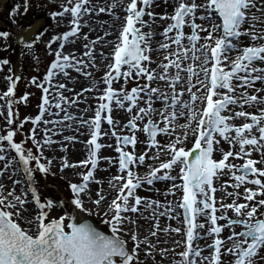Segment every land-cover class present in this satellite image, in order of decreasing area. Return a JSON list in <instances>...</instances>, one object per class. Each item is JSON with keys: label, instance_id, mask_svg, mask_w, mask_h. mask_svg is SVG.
<instances>
[{"label": "snow or ice", "instance_id": "6c2138e0", "mask_svg": "<svg viewBox=\"0 0 264 264\" xmlns=\"http://www.w3.org/2000/svg\"><path fill=\"white\" fill-rule=\"evenodd\" d=\"M163 2L173 10L159 14L168 23L157 31L155 0H111L100 7L92 0H61L60 10L48 15L53 20L68 19L69 28L46 43L53 59L42 78H29V84L41 90L37 114L25 115L15 126L19 113L14 108L21 102L26 106L30 93L14 97L21 77L8 68L6 91L0 93V109H7L4 134H0V176L11 180L12 187L6 189L0 183V264H143L141 245L153 261L159 254L161 264L163 260L168 264H264V0ZM29 3H15L9 17L20 13L21 7L27 13ZM95 11L107 12L111 22L107 30L101 22L102 35L90 39L81 29L88 27L84 18ZM42 35L33 39L27 34L21 43L31 49ZM9 36V31H0L4 48ZM81 38L85 43L79 55L63 51L67 42ZM53 41L58 43L55 49L50 47ZM153 52L163 53L159 62ZM97 56L101 62L108 61L102 77L91 79L71 99L64 96V91H74L67 87L77 78L73 71L85 79L92 77ZM5 65H10L9 59L0 58V68ZM58 75L66 83H54ZM121 80L119 88L113 87ZM129 81L137 83L129 89ZM88 92L97 101L94 108L87 105ZM77 103L87 106L79 114L71 113L69 108ZM122 110L129 114L123 130L112 116ZM89 111L93 112L90 117ZM26 121L32 129L15 142ZM104 122L113 130L106 131ZM73 125L76 133L88 130L83 145L87 158L78 163H69L66 155L68 145L74 146L78 139L64 134ZM38 128L42 135L38 136ZM53 133L62 139L54 140ZM138 133L146 134L145 141ZM102 137H112L114 142L102 144ZM27 140L35 151L25 146ZM221 141L230 146L228 150ZM137 143H146L143 152L135 151ZM54 144L65 153L59 161L61 172L90 164L79 182L67 184V197H50L35 182L36 173L55 175L53 157L45 155ZM105 147L113 148L116 155H102ZM253 152L259 153V159L252 158ZM156 161L158 166H153ZM101 162L106 165L104 171L117 169L107 180L108 188L105 179L94 174L101 170ZM140 168L146 169L144 174ZM226 175L231 183L221 182ZM155 182L168 184L163 203L137 192L145 185L152 191ZM91 183L98 185L95 194ZM108 189L116 195L101 211ZM241 196L243 202H239ZM93 208L110 234L83 218ZM145 211H151V217ZM137 214L155 221L149 236L162 231L181 239L174 240L172 248H162L159 239L153 243L147 236L141 238L127 228L139 227L132 218ZM160 217L174 221L175 226L169 223L161 229ZM201 240L206 241L203 246Z\"/></svg>", "mask_w": 264, "mask_h": 264}, {"label": "rangeland", "instance_id": "374dc122", "mask_svg": "<svg viewBox=\"0 0 264 264\" xmlns=\"http://www.w3.org/2000/svg\"><path fill=\"white\" fill-rule=\"evenodd\" d=\"M60 2L61 1L59 0H30L29 9L27 13H24L23 7H21L20 13H18L14 17H9L8 15L11 7L15 3H20L22 5L23 0H3L2 5H0V31L10 32V36L6 40V43L8 45L7 48L3 47L5 43L4 38H0V58L6 57L10 61V65H5L2 68H0V93H3L4 91H6L7 80L5 78L9 75V72H8L9 67L12 68L13 74H19L21 77V79L17 82L16 87L14 89V97L18 99L19 96L23 95L25 91H28L30 93V96L28 97V103L26 106L23 104V102H21L16 108H14V112L18 111L19 117L17 120H14L13 126H15L16 123H18V120H22L25 115L34 116L36 112L38 111L37 105L39 103V97L41 95V90H38L37 88H35V86L30 85L29 78L32 76H37L38 79L42 78L43 74L46 72L47 67L50 64V61L53 59V55L52 53L49 52L48 48L46 47V43L51 39L53 35L62 34L64 31H67L69 28V24L63 23L62 21L61 22L58 21L57 23H54L53 18L48 15L49 11H59L60 10L59 8ZM13 19L15 20V23L12 22ZM36 20H40L42 22L40 27L36 31V34L42 32L43 35L40 37V39L36 43L33 44V47L31 49H26L25 47H21L15 40L17 37V33L20 32L23 28L34 23V21ZM52 44H54V46L56 45L58 46V43L55 41H53ZM34 57L36 59H34ZM120 82H121L120 84L123 83L122 80ZM135 83H137V81H129V83L127 84V87L130 89L131 87L134 86ZM120 84H117L118 86L117 85L114 86L115 85L114 83L113 87L119 88ZM2 103L3 102L0 101V104ZM0 111L3 112V114L0 115V134H4V129L7 123L6 121L7 109L3 108V109H0ZM32 126L33 125L31 124L30 121H26L23 127L21 128L20 132H17V134L14 136V141L19 142L20 140L25 139V137L29 134V130L32 129ZM21 133H23L24 135H21ZM39 135L40 134H38V136ZM138 135H142L143 141H145L146 134L138 133ZM110 138H111V143H113L114 138L112 137ZM25 146L33 147V151H35V148L34 146L31 145L30 140L26 141ZM144 146L147 147L146 143ZM129 148H131V146H129ZM47 151L48 150H45V155ZM161 159H163V156L161 157ZM159 162L160 161L154 162L153 166H158ZM2 164L3 162L0 161V165ZM66 170L67 169L61 172L60 169L53 166L51 169V172L55 173V175L50 174L47 176H43L42 174L36 173L35 182L39 185L40 190L50 197H57V196L67 197L70 191L67 188V184L69 182H79L82 179V176H80L79 179H74L75 177L68 178L66 177L67 176ZM111 170L112 172L110 173H107L106 171L105 179H107L108 176L111 177V175L116 174L117 169L115 167L111 168ZM145 171H142V172L145 173ZM96 173L97 174H95V176L97 178L103 177V174H100L98 171H96ZM0 178L4 180V184H6V182H11V180H9L6 176H0ZM0 183L2 182L0 181ZM6 187H7V184H6ZM148 187L149 186L145 185L142 189H138L137 190L138 194H139V191H143L144 189L148 190ZM6 189H11V188L8 187ZM16 191L17 193L19 192V186ZM163 191H164L163 189H160V192L157 193L156 188H153V190L150 191L149 193L152 199H159L160 197H164ZM92 192L93 194H95L94 189H92ZM115 195L116 193L112 194L110 190V200L114 198ZM139 195L141 197H146L145 194L143 195L139 194ZM169 199H173V197H169ZM110 200H108L109 203H110ZM101 205H100L101 211L107 208L106 206H103V205L101 206ZM85 206L93 207L91 204H88V203H86ZM54 214H55V211H54ZM82 215H86V217H89L95 223L97 227H101V229H103L102 226L100 225L101 217L96 215L95 208H93V212L91 215H89L88 213H83ZM135 217H139V214L135 215ZM133 219H135L137 222L136 218H133ZM160 223L161 222L159 220V227H160ZM154 225H155V221L153 220V222H150L149 226L144 231L148 233L147 234L148 236H149V233L152 230H154ZM172 226H174V222ZM127 228L129 231H133V230H135L136 232L138 231V228H134L133 225H127ZM105 231L107 233H110V230H105ZM159 233L161 236L159 235ZM164 234L165 233H163L162 231H159L156 237H151V236L149 237H150V240H153V243H155L156 240L159 239L161 241L159 246L163 248L165 247L164 243L162 242L164 241V238L162 236ZM227 234L228 233L226 231L224 235L226 236ZM172 236H177V235L174 234ZM140 237H143V236H141L140 234ZM123 238L126 240L128 239L127 236H124ZM180 239L181 237L177 236V240H180ZM207 243H210V241H208ZM201 245L203 246L204 244H201ZM143 246L144 248L146 247L145 245ZM132 247H133V244L129 240L128 248L131 249ZM172 247H173V243L171 244L169 248H172ZM180 250H182V248L176 249V251H180ZM169 255H171V253ZM139 257L141 261L143 262V264H161V261H162V258L159 254L155 255V261H153L151 257L145 256V252L143 250L139 251ZM163 264H168V261L163 260Z\"/></svg>", "mask_w": 264, "mask_h": 264}, {"label": "bare ground", "instance_id": "6f19581e", "mask_svg": "<svg viewBox=\"0 0 264 264\" xmlns=\"http://www.w3.org/2000/svg\"><path fill=\"white\" fill-rule=\"evenodd\" d=\"M59 1H61V0H59ZM2 3H3V0H0V5H2ZM92 3L97 4V6L100 7V6H106L107 4L111 3V0H92ZM152 10L155 13L158 14L157 15V18H156V24H157L156 30L157 31H162V27H159V26L160 25H166L168 23V21L167 20H160L159 19V14H163L165 11H167L168 13H171L172 10H173L172 9V6H171L170 3L166 6L165 3L163 2V0H155V4L153 5ZM84 19H86L88 21V27H83L81 29V31H82V33H89L90 39L92 37H94L95 35H102V31L100 30L101 22L104 23V26H105L104 27V30H107V24L111 22L110 21L109 14L107 12H105V13H99L98 11H95L92 14H90L89 16H86ZM144 19L147 20L148 17L145 16ZM58 21L61 22V20H60L59 17H57L54 20V23H57ZM62 22L68 24V19H64ZM90 28L91 29H95V31L90 32L89 31ZM28 32L29 33H25V31H23L22 32L23 36H25L27 34L33 33L31 31H28ZM108 39H113V37L110 36V37H108ZM156 39L159 40L161 38L158 36ZM241 39H242V41L245 44L248 43V39L246 37H241ZM84 43L85 42L83 41L82 38L79 39V40H76L75 42H71V40H70L69 42H67V44L64 47L63 51L65 53L75 51L77 53V55H79L83 51V47L82 46H83ZM50 47L52 49H55L58 46L57 45L54 46V44H51ZM104 51L105 52H108L109 49L108 48H105ZM162 55H163V53H156V52H153L152 53L153 59H156L157 62H159L158 57L159 56H162ZM107 63H108V61L101 62L100 57L97 56V59H96L97 68L91 69V72H92L93 75H92V77H90L88 79H85L82 76H78V74L73 71L71 73V75L73 77H77V78L75 80H73L71 83H67V87L68 88H74V91L73 92L64 91L63 92V95L66 96V97H68L69 99H71L75 95V92L80 91V89L83 88V87H87L89 85L91 79L101 78L102 75H103V71L106 70L105 69V65ZM154 66L155 65H153V67ZM53 82L54 83H57V82H59V83H66L65 78L62 75H58L54 79ZM120 83H115L114 86H116L117 84H120ZM257 86H259V84H257ZM161 87H163L162 84H161ZM238 91H240V90H238ZM85 95L88 97V99H87V105H93V108H94V106L97 103L96 99L94 98V94L92 92H88ZM87 105L85 103H77V104L73 105L71 108H69V111L71 113L79 114V112H83L84 111V109L86 108ZM92 114H93V112L92 111H89L87 113V116L90 117ZM112 116H113L114 120H118L120 122V128H121V130H123L124 124H125L126 120L129 118V114L127 113V111L126 110L114 111L112 113ZM155 119H159V117H155ZM237 123H239V121H237ZM42 127H43V125L40 126V128H42ZM40 128L37 129V132H38V134L42 135V133L40 132ZM104 129L106 131L113 130V129L108 128L106 122H104ZM87 131H88L87 129H81L80 130V133H76L75 125H73V127H72V129L70 131L69 130H66L65 131V133H64L65 135H77V137H78L77 142L75 143L74 146L71 145V144L68 145V152H67L66 155L68 157L69 163H74V162L75 163H78L79 160L86 159L87 158V151L84 149V146H83L84 145V141H86L88 139V136L86 135ZM120 134L122 135V134H124V132L121 131ZM52 138L54 140L62 139V137H58L54 133H53ZM103 138L104 137H102L100 139V141H99L100 143H102V144L111 143V138L110 137H107V138H104V139ZM139 138H140L141 141H143L142 135H139ZM160 139L161 140H164V137L161 136ZM144 145H145V143H144ZM144 145L141 144V143H137L136 146H135V151L137 153L143 152L144 149L146 148V146H144ZM221 146L223 147L224 150H228L229 147H230L227 143H224L223 141H221ZM52 149L53 150H48L47 151L46 156L53 157V166H55L56 168L59 169V161H60V158L62 156H64L65 153H63V152L60 151V145L59 144H54L52 146ZM102 155H104V156H114L115 153H114V151H113L112 148L105 147L103 149V151H102ZM220 156H221V153L218 152L216 154V158L219 159ZM252 158L253 159H259V153L253 152L252 153ZM233 162H240V163H242V161H235V160H233ZM153 164H154V162H153ZM89 166L90 165L77 166L75 169L67 168V170H66L67 176L66 177H68V178L75 177L74 179H79L80 176H82L81 174L84 173L87 170V167H89ZM260 166L261 165H259V164L257 165V167H260ZM105 167H106V165L101 162V164L99 165V168L101 170H97L100 174H103V178L104 179H105V173H106V171H104L102 169H104ZM84 169H85V171H84ZM112 170H114V169H112ZM112 170L107 171V173L112 172ZM145 170H146L145 168H140L139 169V173L140 174H143L144 172H142V171H145ZM94 174H97V173L95 172ZM108 179H110V176H108L107 179H105V188H108V186H107V180ZM225 180H228L229 183H231V179L227 175L221 177V182H223ZM0 181L4 184V180L3 179L0 178ZM6 184H7V187L6 188H8V187L11 188L12 187L11 182H6ZM90 187H91V189H94V193H95L96 189L98 188V185L95 184V183H91L90 184ZM167 187H168V184L167 183H164V182H157V183H155V188L156 189H159V190L160 189H163V190H165ZM17 189H18V186H17ZM110 190L111 189H108L109 193H110ZM228 191H232V189H231L230 186L228 188ZM240 191L242 193L243 192V189H241ZM149 192L150 191L144 189L143 191H139V194H141V195L145 194L146 197L151 198ZM114 193L115 192H112V194H114ZM215 195L217 196V198H219L221 196V193L220 192H217ZM164 199H165L164 197H160L159 198V200L162 203H163ZM108 200H110V194H109L108 198L105 200V202L102 203V205L107 207L108 206V203H109ZM239 202H243V196H241ZM142 210H143V208H142ZM262 211H264V210H262ZM144 215L146 217H151V211H145L144 212ZM229 215H231V213H229ZM132 218H136L137 219V224L139 225L137 233L139 234V236L141 234V236H143V237H146L147 236L150 239V237L147 235L148 233L147 232H144V231L149 226L150 222H153V219H151V218L144 219V218H141L140 216L139 217L132 216ZM160 222H161L160 223V227L162 229L163 227H165L169 223L173 224L174 221H169L165 217H160ZM174 226H175V222H174ZM159 235H160V233H159ZM165 235L166 234H164L162 236L164 238V241H167V243H164V241H162V242L164 243L165 247L169 248L171 246V244L173 243V241L174 240H177V236H172V235H174V234H172L171 236L166 235L167 236L166 237ZM143 237H141V238H143ZM151 241L153 242V240H151ZM199 243L200 244H205L206 241L201 240V241H199ZM140 250H143L144 251V246L143 245H141ZM205 255H207V252H205Z\"/></svg>", "mask_w": 264, "mask_h": 264}, {"label": "water", "instance_id": "95a60500", "mask_svg": "<svg viewBox=\"0 0 264 264\" xmlns=\"http://www.w3.org/2000/svg\"><path fill=\"white\" fill-rule=\"evenodd\" d=\"M33 28H34V26L31 27L30 29H28V30H27V33H29L28 31L34 32ZM31 35H32V33H31ZM18 41L21 42V37L18 38ZM85 220H87V218H85ZM87 221H88V220H87ZM81 222H83V220H82ZM88 222H89V221H88ZM89 223H90V222H89Z\"/></svg>", "mask_w": 264, "mask_h": 264}]
</instances>
